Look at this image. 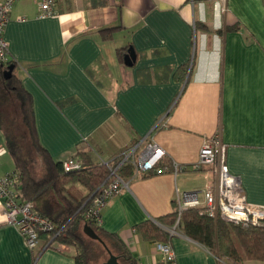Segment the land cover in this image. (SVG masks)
<instances>
[{
	"label": "crops",
	"instance_id": "obj_1",
	"mask_svg": "<svg viewBox=\"0 0 264 264\" xmlns=\"http://www.w3.org/2000/svg\"><path fill=\"white\" fill-rule=\"evenodd\" d=\"M53 8L41 16L36 0H14L4 28L15 74L32 96L41 144L54 160L80 151L94 162L142 138L157 144L167 171L133 176L101 210V227L139 264H235L179 224L169 263L156 239L136 226H171L158 219L175 210L176 188L200 190L213 181L208 167L192 165L214 134L246 200L264 204V0H57ZM129 46L135 60L126 65ZM4 155L0 177L14 170ZM173 161L184 168L174 173ZM50 200L60 206L54 195ZM45 244L41 235L28 248L5 223L0 200V264H76L73 247Z\"/></svg>",
	"mask_w": 264,
	"mask_h": 264
},
{
	"label": "trees",
	"instance_id": "obj_2",
	"mask_svg": "<svg viewBox=\"0 0 264 264\" xmlns=\"http://www.w3.org/2000/svg\"><path fill=\"white\" fill-rule=\"evenodd\" d=\"M105 30L110 28L103 31ZM9 65H13L12 73L9 78H5L3 71ZM15 68L16 64L11 58L6 65H0V132L6 151L14 162L13 171L18 177L19 197L33 202L35 209L47 216L54 225V231H58L47 247L54 242L73 247L76 264H91L92 261L100 259L103 253L108 255L107 250L117 257L120 264H139L115 233L104 230L95 220L82 216L88 197L99 193L111 180L105 160L94 162L86 152L77 151L70 156L77 157L81 161V167L71 171L62 169L61 160H54L39 140L32 96L15 74ZM34 153L40 159V171L36 168ZM120 155V152L114 155L112 160L118 162ZM117 171L122 177L128 178L133 175L134 169L131 164L124 162ZM78 184L87 192H83ZM53 195L60 206L55 207L50 200ZM175 219L174 210L160 217L158 221L169 226ZM84 223L95 230L105 246L83 233ZM179 226L188 237L235 264H240L244 259L264 261V227L214 219L200 214L196 207L181 213ZM136 230L147 239H170L167 230L150 221L138 224ZM47 239L46 236V241ZM95 243L100 246L97 250Z\"/></svg>",
	"mask_w": 264,
	"mask_h": 264
},
{
	"label": "built area",
	"instance_id": "obj_3",
	"mask_svg": "<svg viewBox=\"0 0 264 264\" xmlns=\"http://www.w3.org/2000/svg\"><path fill=\"white\" fill-rule=\"evenodd\" d=\"M41 10L40 15H53L56 0H36ZM14 0H0V65H6L10 60L8 44L4 38V28L9 19V12ZM21 19V18H18ZM6 148L0 145V156ZM120 160H105L111 180L99 193L91 195L82 210V216L93 219L98 224L101 222V210L107 201L119 194L128 186L131 178L141 172L159 174L167 171V167L159 166L164 158L163 149L153 142H145L142 138L136 144L120 152ZM127 162L132 165L133 175L124 178L118 173L120 164ZM64 171L77 170L81 161L74 156L61 160ZM174 173L184 167L176 162H171ZM208 167L214 179L200 190L180 191L176 188L175 222L165 227L170 237L177 234V227L181 213L188 208H198L200 214L211 218H220L230 223L264 227V204L252 203L246 200L239 176L232 174L225 163V145L217 134L210 136L202 143L198 159L192 169L199 170ZM19 184L17 174L12 171L0 177V200L3 205L5 223L14 225L20 232L25 245L34 249L42 234L48 237L44 247H47L58 231L49 218L38 212L33 202L19 197ZM155 248L161 252L169 263L175 261V253L169 240L156 241Z\"/></svg>",
	"mask_w": 264,
	"mask_h": 264
},
{
	"label": "water",
	"instance_id": "obj_4",
	"mask_svg": "<svg viewBox=\"0 0 264 264\" xmlns=\"http://www.w3.org/2000/svg\"><path fill=\"white\" fill-rule=\"evenodd\" d=\"M134 60H135V51H134L132 46H129L123 55L124 64L131 65ZM12 69H13V65H9L8 68H6L3 71V75L5 78L10 77V75L12 73ZM82 231L87 237L94 239V240H97L104 245L100 236L87 223H84V225L82 227ZM107 252H108V258L106 260H104L103 262H101L100 264H120L117 257L114 254H112L109 250H107Z\"/></svg>",
	"mask_w": 264,
	"mask_h": 264
},
{
	"label": "rangeland",
	"instance_id": "obj_5",
	"mask_svg": "<svg viewBox=\"0 0 264 264\" xmlns=\"http://www.w3.org/2000/svg\"><path fill=\"white\" fill-rule=\"evenodd\" d=\"M24 143H27V142L25 141ZM5 148H6V147H5ZM6 150H7V149H6ZM123 150H124V148H122L119 152H121V151H123ZM4 154H5L4 156H6V157H8V158H11V155H10V153H9L8 151H6ZM35 154H36V153H34V155H35ZM34 161H35V164H36V168H37V170L40 171V169H41V166H40L41 163H40V159L38 158L37 155H35V157H34ZM12 162H13V160H12ZM13 167H14V162H13ZM95 244H96V243H95ZM96 245H97V244H96ZM96 245H95V247H96V250H97L98 248H100V246H99V245L96 246ZM107 258H108V255L103 253V255L100 257V259H98L97 261H92L91 264H100V262L106 260Z\"/></svg>",
	"mask_w": 264,
	"mask_h": 264
}]
</instances>
